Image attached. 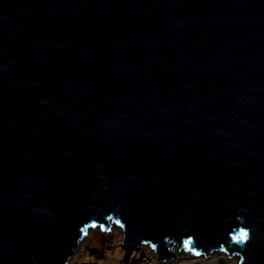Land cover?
Instances as JSON below:
<instances>
[{"label":"water","instance_id":"1","mask_svg":"<svg viewBox=\"0 0 264 264\" xmlns=\"http://www.w3.org/2000/svg\"><path fill=\"white\" fill-rule=\"evenodd\" d=\"M97 220L264 264V0H0V264Z\"/></svg>","mask_w":264,"mask_h":264},{"label":"bare ground","instance_id":"2","mask_svg":"<svg viewBox=\"0 0 264 264\" xmlns=\"http://www.w3.org/2000/svg\"><path fill=\"white\" fill-rule=\"evenodd\" d=\"M101 224V227L98 226L96 229L101 228V230L106 232H108L109 229L113 231L119 229L117 239H112L111 242H104L100 237H98L91 242L92 244H90V233L94 231L92 229L89 230L87 235H90H85L84 238L76 241L77 247L69 254L70 258L68 260V264H76L82 256L87 259V253L93 251L101 252L98 258L92 261L94 264H239L238 256L236 254H232L230 256V253H227L220 247H218V249L212 248L209 256H206L205 252L197 254L193 253L192 250H187L189 246L195 245L194 241L190 244L183 241V244L180 247L178 242H174L172 239H170L172 241L167 240L170 242L168 248L171 252L175 253L177 257H169L168 259L162 261L159 258L156 248H152L150 245H146L142 242L138 245H122V248L121 243H125V230L123 225L121 227H117L116 225L110 224L107 220L105 223L101 222ZM104 225L107 226L105 227Z\"/></svg>","mask_w":264,"mask_h":264},{"label":"rangeland","instance_id":"3","mask_svg":"<svg viewBox=\"0 0 264 264\" xmlns=\"http://www.w3.org/2000/svg\"><path fill=\"white\" fill-rule=\"evenodd\" d=\"M116 227V226H115ZM94 232H91L90 234H91V239H89V243L90 244H92L91 242H93L96 238H98V237H100L104 242L106 241V242H111V240L112 239H117V236H118V232H119V229H117V230H115V231H113V230H110V231H108V232H106V231H103V230H101V228L99 229V228H97V229H95V230H93ZM90 234H88V235H90ZM87 235V236H88ZM86 236V237H87ZM85 237V238H86ZM122 245H126V244H124L123 242L121 243V247L123 248V246ZM119 247V246H118ZM127 247V246H126ZM147 247H149V246H147ZM132 249H133V247H132ZM152 249V248H151ZM131 250V249H130ZM153 250V249H152ZM96 252V253H95ZM184 252V251H183ZM185 253V252H184ZM99 254H101V252H99V251H93V252H89V253H87V255H88V257L86 256V258L87 259H85V257L84 256H82L80 259H79V261H77V263L76 264H94L92 261L93 260H96L97 258H98V256H99ZM187 254V253H186ZM229 256V255H228ZM103 259V258H102ZM84 261H85V263H84ZM110 264V263H109Z\"/></svg>","mask_w":264,"mask_h":264},{"label":"snow or ice","instance_id":"4","mask_svg":"<svg viewBox=\"0 0 264 264\" xmlns=\"http://www.w3.org/2000/svg\"><path fill=\"white\" fill-rule=\"evenodd\" d=\"M248 238V233L246 231H241L234 239L239 242H242Z\"/></svg>","mask_w":264,"mask_h":264}]
</instances>
